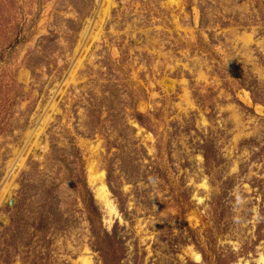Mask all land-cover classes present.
<instances>
[{
	"label": "rangeland",
	"instance_id": "rangeland-1",
	"mask_svg": "<svg viewBox=\"0 0 264 264\" xmlns=\"http://www.w3.org/2000/svg\"><path fill=\"white\" fill-rule=\"evenodd\" d=\"M0 264H264V0H0Z\"/></svg>",
	"mask_w": 264,
	"mask_h": 264
},
{
	"label": "bare ground",
	"instance_id": "bare-ground-1",
	"mask_svg": "<svg viewBox=\"0 0 264 264\" xmlns=\"http://www.w3.org/2000/svg\"><path fill=\"white\" fill-rule=\"evenodd\" d=\"M101 180L102 179H100L99 182H102ZM97 194H98L99 198H101L105 202V204L107 206H109L110 202L108 201V191H107V189H106L104 184H100V186L97 187ZM193 256L196 259H198V255L197 254H194Z\"/></svg>",
	"mask_w": 264,
	"mask_h": 264
},
{
	"label": "trees",
	"instance_id": "trees-1",
	"mask_svg": "<svg viewBox=\"0 0 264 264\" xmlns=\"http://www.w3.org/2000/svg\"><path fill=\"white\" fill-rule=\"evenodd\" d=\"M137 117H139V114H137ZM83 185H85V184L83 183ZM85 189H86V190H85V193H87L88 196H89V199L87 200V203H85L86 206H87V208H88L89 210H96V208H95V206H94V201H93V199H92V197H91V194H90L89 190H88L87 188H85Z\"/></svg>",
	"mask_w": 264,
	"mask_h": 264
},
{
	"label": "clouds",
	"instance_id": "clouds-1",
	"mask_svg": "<svg viewBox=\"0 0 264 264\" xmlns=\"http://www.w3.org/2000/svg\"><path fill=\"white\" fill-rule=\"evenodd\" d=\"M149 181H150V183L155 184V183H156V178H155V177H149ZM239 200H240V198H239V196H238V197H237V201L239 202Z\"/></svg>",
	"mask_w": 264,
	"mask_h": 264
}]
</instances>
